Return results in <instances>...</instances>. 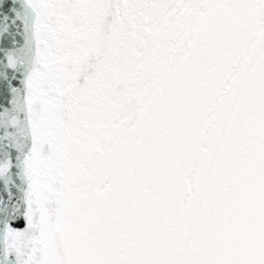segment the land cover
Listing matches in <instances>:
<instances>
[{"label":"snow or ice","instance_id":"6c2138e0","mask_svg":"<svg viewBox=\"0 0 264 264\" xmlns=\"http://www.w3.org/2000/svg\"><path fill=\"white\" fill-rule=\"evenodd\" d=\"M0 264H264V0H0Z\"/></svg>","mask_w":264,"mask_h":264}]
</instances>
